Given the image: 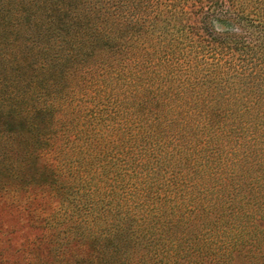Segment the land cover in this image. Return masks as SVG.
Listing matches in <instances>:
<instances>
[{
    "label": "trees",
    "instance_id": "trees-1",
    "mask_svg": "<svg viewBox=\"0 0 264 264\" xmlns=\"http://www.w3.org/2000/svg\"><path fill=\"white\" fill-rule=\"evenodd\" d=\"M0 264H264V0H0Z\"/></svg>",
    "mask_w": 264,
    "mask_h": 264
},
{
    "label": "rangeland",
    "instance_id": "rangeland-1",
    "mask_svg": "<svg viewBox=\"0 0 264 264\" xmlns=\"http://www.w3.org/2000/svg\"><path fill=\"white\" fill-rule=\"evenodd\" d=\"M226 14V13H224ZM223 23L225 26H231L234 29H237L238 35L241 37L247 38L249 40V36H255V30H253L247 23L239 20L233 14H227L222 17ZM11 215V216H10ZM14 217L10 213H4L3 222L1 223V227L3 228V239L4 243L2 244V250L4 252H11L18 246H25L27 243V239L32 237L35 230H32L31 227L22 222H16V220H12ZM17 228V232H14L13 229Z\"/></svg>",
    "mask_w": 264,
    "mask_h": 264
}]
</instances>
